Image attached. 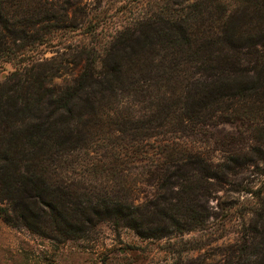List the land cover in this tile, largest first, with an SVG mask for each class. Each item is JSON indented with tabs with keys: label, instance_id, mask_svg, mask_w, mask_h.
Segmentation results:
<instances>
[{
	"label": "trees",
	"instance_id": "16d2710c",
	"mask_svg": "<svg viewBox=\"0 0 264 264\" xmlns=\"http://www.w3.org/2000/svg\"><path fill=\"white\" fill-rule=\"evenodd\" d=\"M22 1L0 0V37L7 33L11 40L26 39L24 30L10 29ZM234 6L228 0H192L174 8L166 4L152 15L145 6L138 28L103 37L96 34L97 28L88 31L95 42L82 52L83 71L69 84L54 83L58 68L40 78L34 67L19 64L13 72L14 76L21 72L18 82L0 95L4 221L39 233L43 228L59 240L81 235L83 229H74L79 219L84 226L108 220L134 227L138 208L129 198H119L111 186L115 175L127 171L117 165L126 162L144 164L142 170L148 174L162 168L161 188L175 183H168L167 172L181 171L186 164L203 165L200 176L212 178L199 148L178 137L176 129L210 126L215 118L230 126L254 124L264 114V0ZM198 17L205 28L191 29L190 22ZM240 17L254 23V32L238 24ZM65 29L45 26L26 50L20 45L17 53L43 46L48 37ZM243 39L258 48L248 52L251 58L241 67L243 53L222 46ZM76 165H83L81 172L104 177L96 193L80 178L81 188L77 179L54 181L63 173L71 174ZM188 175L186 171L175 176V187L180 189L190 176L196 177ZM76 210L78 220H66ZM10 211L16 213L12 218Z\"/></svg>",
	"mask_w": 264,
	"mask_h": 264
},
{
	"label": "rangeland",
	"instance_id": "374dc122",
	"mask_svg": "<svg viewBox=\"0 0 264 264\" xmlns=\"http://www.w3.org/2000/svg\"><path fill=\"white\" fill-rule=\"evenodd\" d=\"M141 1L145 4L141 5ZM243 1L228 0L236 5L235 8ZM191 2L23 0L10 29L24 30L26 39L11 40L6 37L7 33L0 37V95L6 87L11 90L18 82L21 72L17 76L13 72L22 63L34 67L35 77L48 75L52 68H58L54 83L69 84L83 71L82 52L95 42L91 41L93 36L88 31L97 28L96 34L100 37L115 36L127 27L138 28L145 6L147 13L152 15L162 12L166 4L174 8L177 4ZM47 18L52 20L43 26L42 22ZM202 21L199 17L192 20L190 28H205ZM237 22L254 32L255 25L248 18L240 17ZM50 25L66 29L56 31L43 46L17 53L20 45L26 50L45 26ZM34 26L37 29H33ZM225 47L243 53L238 61L241 67L246 64V58H251L248 52L258 48L244 39L241 43L235 40L223 45L222 49ZM9 49V52H3ZM194 82L189 81L191 85ZM16 92L20 98V90ZM217 116L222 115L217 113ZM176 130V134H180L178 137L186 138L191 147L199 148L198 152L206 160L207 171L214 174L210 175L212 178L200 176L203 165L186 164L181 171L172 168V173L167 172L166 175H170L168 183H175L172 187L161 188L162 168L155 172L152 168L154 173L148 174L142 170V163L118 164L127 171L123 176L121 173L115 175L111 186L119 198H129V202L138 208L137 223L134 227L118 226L105 220L96 226H84L79 219V222L73 221L76 222L74 229L83 231L73 239L59 240L43 228L39 230L44 233H39L22 225L6 223L0 211V264H264V114L254 124L230 126L215 118L210 126H179ZM82 166L76 165L73 170L66 166L72 170L71 174L63 173L54 181L59 182L61 177L67 180L80 178L93 185V191L100 188L104 177L81 172ZM186 171L196 177L190 176V182L178 189L175 176ZM78 183H81L79 188L83 187L82 182H75ZM247 192H257V195ZM6 207V204H0V209ZM13 214L16 213L9 212L11 218ZM78 214V211L73 212L66 220H78L79 217H75Z\"/></svg>",
	"mask_w": 264,
	"mask_h": 264
}]
</instances>
